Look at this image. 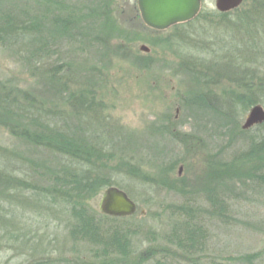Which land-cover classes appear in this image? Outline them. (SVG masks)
Masks as SVG:
<instances>
[{
	"label": "rangeland",
	"instance_id": "1",
	"mask_svg": "<svg viewBox=\"0 0 264 264\" xmlns=\"http://www.w3.org/2000/svg\"><path fill=\"white\" fill-rule=\"evenodd\" d=\"M104 1L113 12L115 31L91 34L95 42L55 44L44 67L62 64L71 69L61 78L68 91L96 95L88 98L93 106L87 115L72 118L73 124L106 145L102 159L100 148L91 147L94 165L98 170L99 163L104 165L92 176L125 190L138 210L126 217L103 216L105 229H120L123 239L106 230L102 241L83 236L74 228L76 205L60 202L61 193H55L59 184L52 176L65 167L47 151L25 155V141L15 137L12 120L0 113V178L10 180L0 182V264H252L243 260L247 255H254L253 264H264V192L236 184L255 164L245 158L249 138L264 144L258 128H244L251 108L238 93L258 89L264 77V56L256 55L264 38L257 39L242 20L243 9L253 2L221 12L217 0H204L194 22L155 31L134 19L138 0ZM18 53L0 48V89L8 86L15 96L35 90L38 99L56 100L48 84L35 83ZM196 95L205 96L210 108L192 105ZM56 102L66 106L61 97ZM25 156L36 164H25ZM256 164L264 173V156ZM31 176L38 192L25 188ZM234 181L237 196L217 205L218 210L229 207V214L211 215L216 192ZM101 187L83 200L100 215ZM188 222L202 227L204 240L187 251L180 246L188 241L186 235L181 241ZM115 238L125 243L120 246L116 239L114 248Z\"/></svg>",
	"mask_w": 264,
	"mask_h": 264
},
{
	"label": "trees",
	"instance_id": "2",
	"mask_svg": "<svg viewBox=\"0 0 264 264\" xmlns=\"http://www.w3.org/2000/svg\"><path fill=\"white\" fill-rule=\"evenodd\" d=\"M70 1L71 0H0V48H13L15 51L19 52L18 54L21 53L23 61L31 70V76L35 80V83L41 82L48 84L50 89L55 91L53 93L54 96L57 94V99L60 100L61 97L66 103L65 107H57V99L49 100L47 103L43 101V99H38L35 90L28 92L25 90L23 91L24 96H15V93L8 89V86H4L0 89V113H4L7 120H12L11 129L15 137L22 138L25 141V148L27 149L25 155L29 153L30 155L33 154L36 156L38 151H47L56 156L54 157L58 159V164L60 166L65 167L63 173L58 171L57 174H53V176L50 175L58 179L57 183L59 186H57L58 188L55 193L56 195L61 193L60 202H71L76 205V208L73 209L77 220L74 227L75 230L92 240L98 239L102 241L101 237L103 235H101V231L103 230L108 232L111 231L115 237L123 239L126 235H124L120 229H105V222L102 220L103 216H111L104 214L102 211V215L96 211H92L93 213H91L87 206L88 204L83 201L84 199H89V193H92L91 196L93 197V193L97 190V187L102 186L101 190L104 189L103 192H105L108 187L113 185L105 180L100 181L96 176H92L94 174H100L104 165L97 162L102 166L100 170L97 169V165H94V156L91 155H95L96 153L93 154V149H91V147L100 148L101 151H98L97 154L100 155L101 158L104 157L106 153V145H101L102 143L98 145V141H93L92 137L82 133L80 126L73 124L74 122L72 120V118H76L80 121L83 115H87L86 113H88L89 109L93 106V102L88 101V98H96V95L93 91L81 89L73 92L68 91V88L61 83V78L63 76H69L68 72L71 69L63 68L62 64L52 66L50 69L44 67L47 57L52 60L50 56L53 53L55 44L63 40H77L80 43H84V39H88L90 43L97 38L93 39L91 34L99 36L106 33L110 34L109 32L115 31L112 28L113 24H115L113 20L114 15L104 0V2H102V0H92V4L84 3L83 6L79 3H70ZM248 1L253 2V4L247 5L243 9L242 20L244 26H246L249 31H251V29H253L252 32L256 31L255 37L257 39H263L264 0ZM134 8V19H137L140 25L143 26L144 22L138 4H135ZM121 10L122 9H120V11ZM201 15L202 11L196 19L190 22L180 23L172 28L190 24ZM259 47L260 52L253 49L257 52V58L264 56V44L261 42ZM263 60L264 58L260 59V61ZM239 66L242 68L245 67L243 64H239ZM258 70L263 73L260 66ZM259 77L260 76H254L257 81H259ZM260 83L261 87H258V89L246 91L238 90L240 100L242 98L248 100L249 105L247 110L257 104H264V88L262 87V85H264V77L261 79ZM240 100L238 102H240ZM190 102L194 106H206L208 109L211 106L207 98L201 95H196L190 99ZM70 121H72V124H70ZM255 128H258L260 133H264V123L255 125L252 129ZM91 142H95L96 144H91ZM261 143L262 144L258 145V143H256V138L253 136L249 138V146L251 145V148H249L250 151L245 152V158H250L251 162L255 164L252 166L253 168L247 170L245 178H242L241 175L238 177L236 184H240L241 187H253L260 192H264V173L262 169H259L263 166L256 164V160L263 161L264 144L262 141ZM257 150H259V152ZM245 154L242 155L244 156ZM25 164L34 165L36 161L33 158L25 156ZM25 172L27 173V171ZM35 172L39 173L37 170H35ZM50 175L44 176V178L49 181V186L52 185ZM4 181L8 184L10 183V180H1L0 178V182L4 183ZM26 181L28 182L27 187L30 188L28 189L25 187L27 190L36 189L38 192L39 188L36 183L33 182L36 181L33 177ZM92 182L93 184H91ZM234 183L235 181L225 183L221 186V189H219L220 194L216 192L213 201L217 203L214 204L212 201L214 209L211 211V215L224 217L229 214L231 209L229 210V207H227L228 209L225 210L223 206H225L226 201L228 202V198L234 200L235 196H237V194H234L236 191H234ZM62 188L64 189L62 190ZM226 193L229 194V197L225 196ZM96 195L97 193H95L94 196ZM33 197L35 198L34 195ZM218 202L223 205V209L219 206L218 208L220 210L217 209ZM55 203H57V201ZM179 212L184 211L179 209ZM192 225L193 224L190 225L189 222L187 223L183 231L184 233L181 236V241H185L183 238L186 235V239L188 240L186 242L187 245L185 243L181 245L179 242L181 245L180 249L186 248L188 251L204 240L202 227L198 229L191 227ZM118 230L120 235L117 236ZM189 232L194 233L190 234ZM116 239L117 238L113 241L114 244L116 243ZM117 241L121 243L120 246L125 243V241H119L118 239ZM113 247L117 248V243L116 246ZM109 249L110 248L104 251V253L111 251ZM121 254L124 255V253ZM253 257L254 255H247L243 260H249V262L253 264L251 261Z\"/></svg>",
	"mask_w": 264,
	"mask_h": 264
},
{
	"label": "water",
	"instance_id": "3",
	"mask_svg": "<svg viewBox=\"0 0 264 264\" xmlns=\"http://www.w3.org/2000/svg\"><path fill=\"white\" fill-rule=\"evenodd\" d=\"M245 0H217V8L222 12L231 11L242 5ZM142 18L147 26L166 30L170 27L195 19L202 9V0H138ZM142 49L149 50L143 46ZM264 123V106L255 105L248 114L244 124L249 129ZM101 211L110 216L126 217L138 210V204L129 194L117 187L106 189L100 203Z\"/></svg>",
	"mask_w": 264,
	"mask_h": 264
},
{
	"label": "flooded vegetation",
	"instance_id": "4",
	"mask_svg": "<svg viewBox=\"0 0 264 264\" xmlns=\"http://www.w3.org/2000/svg\"><path fill=\"white\" fill-rule=\"evenodd\" d=\"M203 3H204V0H202V9H201V11L203 10ZM237 9V8H236ZM219 10V9H218ZM233 10H235V9H233ZM200 11V12H201ZM188 22H190V21H188ZM185 23V22H184Z\"/></svg>",
	"mask_w": 264,
	"mask_h": 264
}]
</instances>
